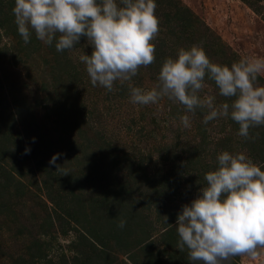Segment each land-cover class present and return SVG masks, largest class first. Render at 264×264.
Wrapping results in <instances>:
<instances>
[{
    "label": "rangeland",
    "instance_id": "rangeland-1",
    "mask_svg": "<svg viewBox=\"0 0 264 264\" xmlns=\"http://www.w3.org/2000/svg\"><path fill=\"white\" fill-rule=\"evenodd\" d=\"M176 1L209 29L204 36L219 38L235 55L234 62L264 57V22L240 0ZM9 2L12 9L14 0ZM156 4L159 34L152 43L161 40L164 45L160 56L156 47L154 55L175 58L179 48L189 46L167 34L163 3ZM5 17L2 12L1 21ZM9 22L3 26H16L14 19ZM0 32V113L8 125L0 134L4 150L11 144L20 150L0 161V175L8 171L9 180L24 186L22 194L0 189V264H15L16 256L30 264H71L82 249L99 255L95 264H189L177 247L162 243L164 217H177L182 205L199 194L204 174L218 166V153L244 152L260 165L263 153L258 150L264 145L237 135L238 126L229 118L204 124L200 110L191 127L184 128L183 106L166 98L147 106L133 104L129 85L148 90L157 81L152 64L108 92L92 86L79 60L92 51L86 38L73 50L58 53L34 33L25 44L18 31L19 37ZM260 77L263 83H258L264 85V74ZM205 92L216 94L217 103L225 102L215 86ZM252 130V136L264 135V126ZM54 155L58 158L50 164ZM173 170L178 171L174 176ZM103 194L108 203L99 209L97 198ZM60 208L75 220L61 217ZM121 220L126 224L118 229L119 236L105 241ZM174 225L175 219L173 236L178 235ZM259 251L260 259L238 256L235 264H264V249Z\"/></svg>",
    "mask_w": 264,
    "mask_h": 264
},
{
    "label": "clouds",
    "instance_id": "clouds-1",
    "mask_svg": "<svg viewBox=\"0 0 264 264\" xmlns=\"http://www.w3.org/2000/svg\"><path fill=\"white\" fill-rule=\"evenodd\" d=\"M156 8L155 0H14L12 14L25 44L34 33L63 52L86 38L92 51L83 52L79 60L93 87L112 92L115 83L130 82L142 66L154 63L152 41L159 34ZM261 74L264 57L218 64L202 46L193 44L163 60L150 89L129 85L130 100L147 106L166 98L182 105L184 128L191 127L197 110L204 113V124L230 118L239 125L237 135L254 140L259 133L254 137L250 130L264 126ZM206 80L214 82L225 102L217 103L216 94L205 92ZM57 158L54 155L50 164ZM216 160L218 166L204 174L206 184L199 194L177 214L176 247L186 250L189 264H230L236 256L258 260L264 249V170L244 152L222 151ZM125 224L121 220L117 226Z\"/></svg>",
    "mask_w": 264,
    "mask_h": 264
},
{
    "label": "trees",
    "instance_id": "trees-1",
    "mask_svg": "<svg viewBox=\"0 0 264 264\" xmlns=\"http://www.w3.org/2000/svg\"><path fill=\"white\" fill-rule=\"evenodd\" d=\"M243 4H245L247 7H249L257 16L260 17V19L264 22V0H240ZM155 2H159L160 4L163 3V21L166 23V32L169 36L173 37L175 39V41L177 42H186L185 45L189 46L193 45L194 42L198 41L201 42L200 45L203 47L204 51L206 52L207 56L210 58V60L214 63H218V64H224V65H231L234 60H235V55H231V53H229V49L226 48L224 46V44L219 40V38H217L216 36H213L211 38H209V35L207 34L206 36H204L205 32L210 33L209 29L204 26V24H202V22L200 20H198V18L184 5L180 4L178 1L176 0H155ZM4 3L6 5H8V11L4 12L6 5L4 6ZM3 12V15H5V21H1V14ZM12 14V9L10 8V2L9 0L7 2H5L4 0H0V31H4L5 34H8L10 36H15L16 33L15 31H17L16 27H9L6 26L4 27L3 25L7 23H10L9 20L12 18L14 19ZM1 33V32H0ZM18 36V35H17ZM15 36V37H17ZM19 37V36H18ZM157 43H155V47L157 48V54L156 56H160V50H161V46L164 45V42L161 40H156ZM192 44H191V43ZM52 51H56L55 49V43H53L50 46ZM57 52V51H56ZM55 55H57V53L53 52ZM59 53V52H58ZM163 60L159 59L158 57H155V61L152 64L153 66H155L156 69V74L159 73V69L160 66L162 64ZM258 82L259 83H263V79L259 76L258 77ZM206 83L211 85V86H215L214 82L210 81V80H206ZM225 101V100H224ZM0 129H4L5 127L8 128V125L6 123V118L7 116L0 113ZM229 122L232 125H237L238 129L237 131H239V125L237 123H235L234 121H232L229 118ZM254 130H250V134L253 132ZM254 133H252L251 135H254ZM264 134V133H263ZM3 135L0 134V161H2V159L5 160V155L7 154H12L14 156H18L20 154L17 153L16 150H19L15 145L11 144V147L8 146V150H4V145H3V141L4 139L2 138ZM255 137V136H254ZM264 135H262L260 138H256L259 140V142H261L262 145H264ZM254 144V143H252ZM260 144V146H261ZM225 145V142H224ZM262 147H260V149L258 151L262 152L263 154H259L258 158L260 161V166H261V170H264V149L261 150ZM20 151V150H19ZM14 152H16V154H14ZM46 152H48V150H44L43 153L46 154ZM167 159L171 158V157H166ZM23 159H19L17 163L22 162ZM175 165V164H174ZM175 168V167H173ZM179 168V167H178ZM177 169V168H175ZM178 170V169H177ZM177 170H173V176L174 174H176L178 171ZM177 171V172H176ZM10 175L7 171V174L4 176L0 175V189L1 191L4 192H9L10 189H14V191H16L18 194H22L24 186L23 184H21L20 182H13L11 180H9L6 176ZM161 182H165V180H161ZM160 182V183H161ZM68 182H66L67 184ZM44 185L46 186L47 184L44 183ZM126 187V186H125ZM161 187V186H160ZM163 191H166V189H162ZM94 200H91V202ZM96 201V200H95ZM100 206H99V204ZM108 201L106 199V196L103 194L102 198H97V207L99 209H102L105 204H107ZM62 210V215L64 216H69V219L71 221L75 220V217L73 215H68V209H64V208H60V211ZM176 218L177 217H173L172 213H169L167 215V220L165 223V220L163 222V232H162V243L164 244V246L173 249L176 247L177 245V241H178V235L173 236V230L170 229L171 227V223L173 222V220L175 219L176 222ZM54 219H58V215L56 216V218ZM119 227L114 226L110 232L106 233V237L104 238L105 241H113L115 240V237H118L119 235L117 234ZM101 233V232H100ZM142 250V249H139ZM147 251V250H146ZM93 253L92 252H87V250H79L78 252H75V255L72 257L71 259V264H95L94 259L97 258V256L99 255H94L93 257ZM181 258H183V261L186 260L187 261V254H186V250L185 252H181L180 254ZM238 256L233 257L230 264H235V260L237 259ZM30 258V255H29ZM179 257L178 260L181 259ZM13 262L15 264H30V259H24V257L21 256H16L13 259ZM154 261H150L151 264H154ZM182 264V263H181Z\"/></svg>",
    "mask_w": 264,
    "mask_h": 264
}]
</instances>
